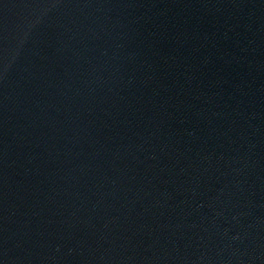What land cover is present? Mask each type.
<instances>
[{"label":"water","instance_id":"1","mask_svg":"<svg viewBox=\"0 0 264 264\" xmlns=\"http://www.w3.org/2000/svg\"><path fill=\"white\" fill-rule=\"evenodd\" d=\"M0 264H264V0H0Z\"/></svg>","mask_w":264,"mask_h":264}]
</instances>
